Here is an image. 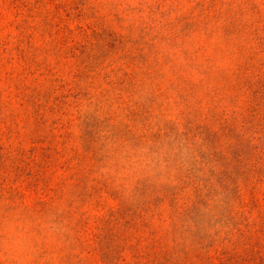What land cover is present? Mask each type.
I'll return each mask as SVG.
<instances>
[{"label":"rangeland","instance_id":"rangeland-1","mask_svg":"<svg viewBox=\"0 0 264 264\" xmlns=\"http://www.w3.org/2000/svg\"><path fill=\"white\" fill-rule=\"evenodd\" d=\"M0 264H264V0H0Z\"/></svg>","mask_w":264,"mask_h":264}]
</instances>
